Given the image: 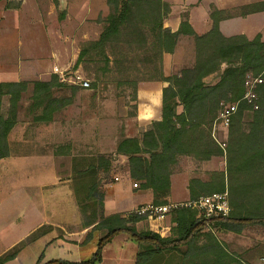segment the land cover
Wrapping results in <instances>:
<instances>
[{
    "label": "trees",
    "instance_id": "1",
    "mask_svg": "<svg viewBox=\"0 0 264 264\" xmlns=\"http://www.w3.org/2000/svg\"><path fill=\"white\" fill-rule=\"evenodd\" d=\"M105 2L108 13L100 21V32L81 46L75 66L84 64V69L89 70L93 64L96 72L118 75L121 79L118 82L131 90L128 117L150 119L153 107L160 106L159 121L137 127L135 137L122 138L115 148V155L125 158L127 177L140 190L151 192L153 205L169 204L170 177L179 158L201 162L222 154L210 136L211 124L221 103H234L244 97L247 76L261 80L253 87V104H257V109L253 111V104L239 101L236 113L229 120L226 143L229 213L226 217L207 221L196 209L177 207L167 215L170 228L166 237L137 230L136 224L146 221L147 216L134 211L125 216L104 217L99 172L107 173L110 161L96 156L87 161L85 168H74L73 172L75 195L78 196L79 190L84 191L82 201L78 202L85 219L83 227L90 228L80 246L91 243L99 232L101 237L96 241L95 250L85 261L58 259L44 264H99L102 250L119 234L137 245L134 264H153L174 253L180 257V264H243L224 250L212 232L239 234L246 227L264 226V40L260 34L250 40L243 35L223 37L214 14L210 16V30L203 35L194 33L185 19L172 33L163 28L170 10L161 0ZM19 6L20 3L10 4L9 8ZM244 10L248 14L262 11L264 3L249 5ZM180 36L192 39L193 64L164 77L162 57L173 54ZM94 77L95 81L99 79L96 74ZM208 77L217 81L207 84ZM153 82L165 86L159 92L137 88L139 83ZM95 83L91 88L96 87ZM63 87L56 76L32 84L28 109L31 114L39 112L33 117L34 123L52 122L53 116L69 105L70 100L53 97V91ZM27 88L24 82L0 83V162L9 156L8 135L17 123L18 105ZM224 184L221 172L209 173L206 180L192 178L187 184L188 201L222 193ZM43 233V229L32 233L0 257V264L15 259L23 247ZM42 257L41 254L35 264H41Z\"/></svg>",
    "mask_w": 264,
    "mask_h": 264
},
{
    "label": "rangeland",
    "instance_id": "2",
    "mask_svg": "<svg viewBox=\"0 0 264 264\" xmlns=\"http://www.w3.org/2000/svg\"><path fill=\"white\" fill-rule=\"evenodd\" d=\"M22 1L24 0H11L10 4H21ZM28 1L27 4L32 5L33 0ZM39 1L42 2L43 0H35L33 3H39ZM45 1L46 10L49 13L44 20V30L37 29V23L33 20L32 13L29 12L28 7H25L15 14H10L11 16L8 15L5 17L8 21H0V26L7 27L6 29L3 28V31L0 29V51H5L6 59L9 60H17L29 55L37 59L41 58L48 63L50 69L43 78V82L48 81L52 76H56L58 82L63 84L64 87L62 89H55L53 91V97L70 100L69 105L53 116L52 122L55 128L54 130L57 132L55 134L61 137L63 131L61 132L56 129L60 128L61 122L72 121L74 128L73 130H68V133L75 140V143L69 144L64 139H58L59 141H56L53 147H46L42 145L44 139L37 137V140L34 139L33 143L29 145L28 152L43 154L47 153V149H50L48 152L55 155V164L57 165L60 162L62 163L61 159H57L58 156L62 155V153L70 156L72 153L73 159L71 158V165L76 169L85 168L87 161L94 159L96 156H104L110 161V166L107 173L99 172V179L101 181L100 188L102 192H105L106 188L110 189L112 187L116 193H120L123 189V183H126V181L131 185L135 184V181L127 177L125 158L115 155L117 142L127 135L131 136L134 134L135 137L137 131V119L128 117V113L131 110V90L123 85V82H118L120 79L118 75H103L101 72H96L97 70L93 67V64L90 65L89 70L84 69V64L75 66L81 46L85 42L95 39L100 32V21L108 13L106 0ZM1 12L2 8L0 5V17L2 16ZM61 13H63L62 19H60ZM5 30L6 32H4ZM247 35L252 37L253 34L248 32ZM261 37L264 40V36L261 35ZM171 55L174 57L173 72L171 73L173 75L177 74L183 68L192 66L194 61L193 45L191 47L183 42L177 49L175 48ZM54 67L58 68L65 79L74 75L80 76L84 81L88 82V88L83 89L70 85L67 82H61L60 75L53 73ZM95 74L99 77L96 81ZM247 77L245 81L248 80ZM33 81H29L28 83L32 84ZM216 81L212 77L205 79L207 84H214ZM93 83L96 84L95 88H91ZM29 84L27 92L22 95L20 104L18 105L17 114L20 117V123L27 121L34 123L33 117L39 113L31 114L28 109L32 89V86ZM140 84L137 85V88ZM72 87L74 88L73 90ZM254 105L256 108L253 107ZM253 106L252 110L255 111L257 104L254 103ZM247 122L248 117L246 116L244 123L246 124ZM19 132L18 130L10 138L14 140L16 136L18 137ZM227 137L228 132L225 137V143H227ZM2 166V205L0 213L2 218L7 215L13 221L17 220L23 215L22 213H24L25 209L29 207L27 199L33 198L37 199L35 201L37 206L42 205L41 209L44 217L62 229L65 227V231H69L67 228L77 229L80 216L81 221L85 220L80 211L79 216L78 210L74 206L75 203L78 205V202L82 201L84 191L79 190L78 196L75 195V198L72 185L71 187L57 186L55 190L54 188L48 187L49 189L41 193L37 192L36 187L39 184L50 186L53 183L52 179L54 178L52 175H49L40 179L34 177L29 182V188L33 189H29L30 195L28 194V198H24L20 192L8 196V191H11L15 185L12 187L9 185L7 163L5 162ZM60 167H63V164ZM226 168V148L220 156L213 157L208 161L200 162L189 157H181L172 170L170 180L178 192V190H183L192 178L206 180L209 173L221 172L224 173V190L227 191L228 199V176L226 175ZM73 178L74 175L72 174L71 179L73 180ZM132 189L134 192L140 190L138 186L135 188L132 187ZM141 200L142 197H135V201ZM173 201L170 203L185 202L182 196H177ZM106 211L109 212L110 210L107 208ZM86 212L87 214L89 213L88 208ZM150 222L152 225L157 224L147 219L140 223L139 229L142 227L149 228L150 226L148 224ZM11 223L8 227L4 226V228H1L0 255L10 248L12 249L24 239L23 235L27 229L26 226H21L19 229L13 230ZM144 223H147L148 226ZM162 227L170 228L169 216L164 219ZM161 229L159 226V231ZM47 232L48 235L44 234L34 242L23 247L15 259L5 264H35L41 254L43 256L41 264L58 259L69 262L85 261L91 257L95 250L96 241L101 237V233L97 232L95 234V240L84 248L76 249L69 244L62 243L64 241L61 237V235L64 236L62 232L52 228ZM214 232L215 234H219L216 231ZM223 235H227V233H223ZM123 236V234L119 235L106 247V258L112 257V255L121 250V247L129 251L135 248L123 245ZM227 236L228 238H220L224 240L223 244L225 248L228 251L232 250L238 259L247 262V264H264V226L253 225L244 228L239 234L229 233ZM50 239L55 240L51 242ZM232 246L236 247L232 248ZM128 258L126 257L125 261ZM104 264L111 263L106 262Z\"/></svg>",
    "mask_w": 264,
    "mask_h": 264
},
{
    "label": "crops",
    "instance_id": "3",
    "mask_svg": "<svg viewBox=\"0 0 264 264\" xmlns=\"http://www.w3.org/2000/svg\"><path fill=\"white\" fill-rule=\"evenodd\" d=\"M11 0H3L0 1V5L2 8L0 21L5 22L7 17L10 14H15L25 7L29 8L30 14L33 16V20L37 23L38 30H44V20L48 16L46 10V1L41 0L39 3L32 1L31 4H27L28 0L22 1L18 9L9 8ZM169 5V14L167 15L166 19L163 22V28L168 29L170 32L174 33L178 30L179 25L183 19L187 21L190 28L193 30L194 33L197 35H203L207 33L211 28V14H214V17L218 21V30L223 37L229 38L233 36L243 35L247 39L254 38L257 34L264 36V10L250 13L248 14L245 7L249 5L264 3V0H161ZM11 16V15H10ZM8 21V20H7ZM3 28L6 29L7 27L0 26V29L3 31ZM6 32V30L4 31ZM248 32H251L253 35L249 37L247 35ZM187 43L189 46L192 47V39L185 36H180L176 49L181 43ZM174 57L170 54H165L162 57V72L164 77H168L171 75L172 67H173V60ZM192 63V62H191ZM190 63V65H191ZM48 63L41 58L37 59L35 57H31L29 55L19 58L17 60L14 59H6L5 51H0V83H19L24 82L29 84V81L39 82L43 81V78L47 74L49 70ZM210 78V77H208ZM32 83V84H33ZM32 84H29L32 86ZM165 86L164 83L161 82H153V83H141L138 86L139 91H146V92H159ZM28 90V88H27ZM27 92V91H26ZM22 98V97H21ZM20 104V103H19ZM160 120V106L156 105L152 109V115L150 119H138L137 120V127L147 125L151 122H157ZM69 122V123H68ZM74 123L72 121H64L61 122L60 128L56 129L58 131H63L62 136H57L55 133V128L53 126V122L50 123H42L38 125L32 123L31 121H27L24 123H20V117L17 114V123L15 127L11 130L8 135V146H9V156L3 159L0 162V213H1V205H2V168L3 164L6 162L8 166V177H9V185L12 187L11 191H8V196L14 195L16 192H20L24 198H28L29 189V182L35 177L36 179L45 178L46 176H51L54 178L53 183L48 186L44 184H39L36 187L37 192L41 193L48 187L56 189V187H73V195L75 198V184L73 183L72 174L76 170L73 168L72 164V153L70 150V156L66 153H62V155L58 156L57 159H61L62 163L60 162L58 165L55 164V155L49 153L50 149H47V153L43 154H35L28 152V148L30 147L37 137H41L44 139L42 145L49 147L54 146L58 139H64L67 143L73 144L75 140L72 136L69 135L68 130H73ZM20 131L18 137L16 136L14 140L10 137L15 134L17 131ZM133 135H127L124 138H133ZM37 140V139H36ZM72 158V159H71ZM63 164V167H60ZM127 174V172H126ZM171 181V180H170ZM133 185L128 183H123V191L121 190L120 193H116L114 188H106L104 193V200H103V216L108 217L111 215H121L125 216L126 214L136 210L139 207L148 205L152 203V195L150 191L147 190H138L133 191ZM68 189V188H67ZM71 191V189H70ZM12 192V193H9ZM72 193V192H70ZM177 196H182L184 201H188V191H187V184L185 185L183 190L176 191V188L171 183L170 193L168 197L169 204H179V203H170ZM40 197V196H38ZM135 197H142L141 201H135ZM173 199V200H172ZM29 203V207H27L22 213L23 215L20 216L17 220H12L4 216V218L0 215V231L1 228L8 227L11 223L13 230L19 229L21 226H26V230L24 233V239L28 238L32 233L38 231L39 229H43V235H48L47 231L51 228L56 229L59 232H62L64 236L61 235L64 241L62 243L69 244L76 249L84 248L85 246H80V243L83 241L85 234L90 228L84 229L83 221H81V216L79 212V208L77 203L76 206L80 219L78 220V227L77 229H69V231H65L66 228L63 229L59 226H56L52 221H49L44 217L43 211L41 206H37V199H27ZM33 200V201H32ZM76 201V200H75ZM74 201V202H75ZM43 202V200H42ZM41 202V203H42ZM184 203V202H182ZM110 211L107 212L106 209ZM115 210V211H114ZM74 217V215H73ZM153 224L150 222L148 225L149 228H141L140 223L136 224L137 230H149L151 232H158L161 237H166L169 233V227H162V222L154 221ZM21 224V225H20ZM146 226L147 223H144ZM151 224V225H150ZM160 226L163 230L159 231ZM47 229V230H46ZM219 234H215L213 231L212 234L215 240L226 250L228 254L233 257H236L233 251H228L223 242L224 240L220 237L228 238L227 235H223L226 232H219ZM157 234V233H156ZM234 234V233H233ZM121 235V234H119ZM119 235L115 236L111 242L118 237ZM124 235V234H123ZM40 238V237H39ZM58 238V237H57ZM56 239V238H55ZM54 239V240H55ZM21 240V241H23ZM50 239V241H54ZM95 240V239H94ZM67 242V243H66ZM110 242V243H111ZM102 250V259L99 264H104L106 262H110L111 264H134L135 256L138 251L137 245L130 242L127 236H123V245H127V247H135L133 250H124L121 247L116 254L112 255L110 258L105 257L106 247ZM90 244V243H89ZM135 246H134V245ZM88 245V244H87ZM86 245V246H87ZM132 245V246H130ZM236 246H232L234 248ZM11 249V248H10ZM9 249V250H10ZM123 249V251H122ZM8 250V251H9ZM8 251L0 255L2 257ZM163 259H158L157 261L153 262V264H180V257L174 254H167ZM129 257L126 261L125 258ZM237 258V257H236ZM81 262V261H78ZM243 264H247L245 261Z\"/></svg>",
    "mask_w": 264,
    "mask_h": 264
},
{
    "label": "built area",
    "instance_id": "4",
    "mask_svg": "<svg viewBox=\"0 0 264 264\" xmlns=\"http://www.w3.org/2000/svg\"><path fill=\"white\" fill-rule=\"evenodd\" d=\"M53 73L60 75L61 82H67L70 85L78 86L83 89H86L89 86L88 82L84 81L78 75H74L68 79H65L63 74L56 67L53 68ZM247 78L248 80L244 82V97L239 101L245 100L248 104H253V87L256 84H259L261 80L259 77ZM239 101L234 103H221L220 110L211 124L210 136L218 148L223 152L226 148L225 137L229 127V120L236 113L239 106ZM253 107L256 108L255 105ZM133 187L135 188L136 185L134 184ZM177 207L196 209L201 212L203 219L207 221L213 218L226 217L229 213L227 191L224 190L222 193H214L206 197H200L194 201H187L179 204H167L160 206L148 204L137 208L134 210V212L137 215L147 216V219L150 221L162 222L167 217L169 211ZM156 233L159 234L158 232Z\"/></svg>",
    "mask_w": 264,
    "mask_h": 264
},
{
    "label": "water",
    "instance_id": "5",
    "mask_svg": "<svg viewBox=\"0 0 264 264\" xmlns=\"http://www.w3.org/2000/svg\"><path fill=\"white\" fill-rule=\"evenodd\" d=\"M60 2H62L63 0H59Z\"/></svg>",
    "mask_w": 264,
    "mask_h": 264
}]
</instances>
